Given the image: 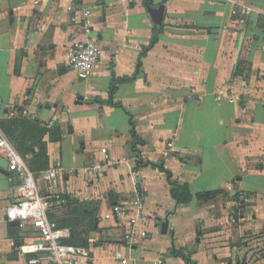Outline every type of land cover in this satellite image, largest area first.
I'll return each mask as SVG.
<instances>
[{"label":"crops","instance_id":"crops-1","mask_svg":"<svg viewBox=\"0 0 264 264\" xmlns=\"http://www.w3.org/2000/svg\"><path fill=\"white\" fill-rule=\"evenodd\" d=\"M161 3L0 0V126L30 167L60 168L52 188L35 172L43 190L68 198L49 216L78 218L77 234L61 228L65 241L90 247L82 264H123L116 244L127 264H186L172 247L194 248V264H264V0H166L156 24L148 7ZM88 37L101 52L83 79L68 58ZM23 107L32 116L9 115ZM103 148L117 162L86 174ZM19 183L0 167V264L44 256L20 249L40 237L32 222L6 216ZM138 197L152 215L149 235L126 244L112 206Z\"/></svg>","mask_w":264,"mask_h":264},{"label":"built area","instance_id":"built-area-1","mask_svg":"<svg viewBox=\"0 0 264 264\" xmlns=\"http://www.w3.org/2000/svg\"><path fill=\"white\" fill-rule=\"evenodd\" d=\"M68 10L73 12L72 21L82 20L75 12L74 6L69 5ZM90 10L83 11L84 26L87 33L90 31L89 23ZM75 49L69 55L68 64L76 71L80 78H89L94 70L100 56L101 47L99 43L91 37L84 40H77L74 43ZM219 98L222 96L219 95ZM235 100V98H229ZM22 114L23 116H32L30 110L23 107L19 111L11 110L9 115ZM54 120H50L47 126L52 127ZM168 146L175 149L173 140L168 142ZM105 153L104 160H94L83 167L86 174L101 171L106 164H114V160L107 154V148L102 149ZM0 151L6 153L8 169L15 171L19 178L18 198L15 202L6 207V216L8 220H19L22 224L28 221L36 228L40 234L38 239L22 243L20 249L22 252H42L44 256H32L29 259L31 264H82L88 263L91 259V249L89 246L75 244L64 241L66 229L58 226L57 221L49 216V210L54 204L66 205L68 198L59 192L51 189L43 190L37 178V173L29 166L22 154L17 150L13 142L7 137L0 126ZM41 177L52 188V183L60 175V168L50 167L40 172ZM114 214L124 222L126 229L123 239L126 244H133L138 239L146 238L149 235V224L152 215L145 210L144 202L141 198H134L130 201L118 202L113 204ZM115 255L123 264L128 263V258L120 249V245H115ZM162 258L156 261L162 264Z\"/></svg>","mask_w":264,"mask_h":264},{"label":"trees","instance_id":"trees-1","mask_svg":"<svg viewBox=\"0 0 264 264\" xmlns=\"http://www.w3.org/2000/svg\"><path fill=\"white\" fill-rule=\"evenodd\" d=\"M147 3H150V0H146ZM157 28V25L156 27ZM157 29L154 30V34H153V37L149 43V45H146L144 47V51H143V54H146V52L148 51L149 48H151L155 43L156 41L158 40V33H157ZM240 64H241V61H240ZM128 79V78H127ZM119 80L117 78H113V81H112V91L114 90V87L116 85V83L118 82ZM112 99L113 98H110L108 100V102H112ZM10 139L13 141V143L16 145L17 148H19L18 146V140L10 135ZM148 163V161H146ZM34 171H41V170H44L46 169V166L45 167H41V168H33L31 167ZM172 194L174 197L178 198L179 200H187L189 198V193H188V190H187V187L186 186H177L175 182H172ZM213 192H205V193H201L199 194L198 196L200 198H206L207 196H210ZM76 219L78 218H75L74 221H70L69 223H65V222H62V223H58V226H64V227H69L71 229H73L75 231V233L77 234V230H76V225H77V222H76ZM65 241V240H64ZM66 242H69V241H66ZM172 252L174 255H178V256H181L185 259L186 261V264H194V260L192 259V254L195 252V249L194 248H174L172 247Z\"/></svg>","mask_w":264,"mask_h":264},{"label":"water","instance_id":"water-1","mask_svg":"<svg viewBox=\"0 0 264 264\" xmlns=\"http://www.w3.org/2000/svg\"><path fill=\"white\" fill-rule=\"evenodd\" d=\"M165 2L166 0H162V3L159 6H149V11L152 15V18L156 24H161L163 22V17L165 13ZM0 167L7 168L8 167V161L0 156ZM11 224H19V220H11ZM168 230V221H165L163 223V231L167 232Z\"/></svg>","mask_w":264,"mask_h":264}]
</instances>
